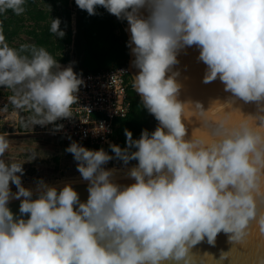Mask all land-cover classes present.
Segmentation results:
<instances>
[{"label":"clouds","instance_id":"clouds-1","mask_svg":"<svg viewBox=\"0 0 264 264\" xmlns=\"http://www.w3.org/2000/svg\"><path fill=\"white\" fill-rule=\"evenodd\" d=\"M75 3L90 16L102 6L127 21V46L139 69L133 87L159 124L151 133L143 130L138 140L125 129L127 147L110 145L125 165L138 161L128 169L135 180L129 186L116 184L115 169L103 167L113 159L103 148L90 150L75 141L66 148L88 182L86 202L70 183L58 190L42 180L38 198L31 199L33 190L21 180L23 164L0 159V264H188L190 249L205 237L214 244L223 231L231 234L230 241L243 243L257 217L264 233V211L258 216V198L264 199V118L258 127L245 119L217 131L214 141L186 140L182 117L189 116L185 102L177 99L179 73L167 75L178 63V51L195 45L207 66L205 84L219 78L234 98L259 106L264 102V0ZM24 4L0 0V12L21 15ZM141 9H147L146 19ZM60 25L59 18L52 19L50 31L57 38L65 35ZM83 83L71 64L61 68L44 48L33 46L31 59L21 56L0 29V86H22L10 99L34 109L40 117L35 125L70 118ZM8 147L0 135V157ZM12 199L21 201L19 211L30 214L27 220L14 218L7 206Z\"/></svg>","mask_w":264,"mask_h":264},{"label":"trees","instance_id":"trees-1","mask_svg":"<svg viewBox=\"0 0 264 264\" xmlns=\"http://www.w3.org/2000/svg\"><path fill=\"white\" fill-rule=\"evenodd\" d=\"M39 3L42 7L35 0H25V11L21 15H15L12 10L0 12V29L5 43L16 49L21 56L31 59L33 46L36 49L44 48L58 63L71 64L74 72L79 74L127 66L129 47L123 30L126 20L117 19L102 6H97V14L90 16L74 2L76 20L75 31H72L69 0H40ZM56 18L60 19V28L65 32L63 38H57L50 31L52 19ZM21 33L31 41L15 43ZM25 45L27 48L21 50ZM132 94L135 98L131 99L129 113L117 120L118 126L114 132L113 144L122 149L127 147L125 129L132 132L133 140H138L143 130L151 133L155 124H159L144 108L136 92ZM63 145L67 146V142ZM81 146L90 150L103 148L113 156L114 161L123 162L115 157L110 145ZM131 150L135 151L134 148Z\"/></svg>","mask_w":264,"mask_h":264},{"label":"water","instance_id":"water-1","mask_svg":"<svg viewBox=\"0 0 264 264\" xmlns=\"http://www.w3.org/2000/svg\"><path fill=\"white\" fill-rule=\"evenodd\" d=\"M140 15L146 19L149 13L147 9H141ZM123 30L129 42L131 33L127 21ZM199 51L195 45L179 50L178 63L172 66L171 71L167 73V75L173 72L179 73L176 80L181 84V89L177 99L185 102L186 115L189 116V118L182 117V122L187 129L185 139L214 141L217 131L223 132L225 129L238 127L245 119L248 123L260 126V119L264 118V111L260 108L264 107V102L258 106L256 102L245 103L234 98L230 92L225 91L224 84L219 78L205 84L203 77L207 66L198 59ZM134 59L135 56L129 48L127 69L133 83L134 77L139 72V69L133 66ZM136 94L141 99L140 95ZM188 101L192 103H187ZM197 102L200 103L199 107L195 104ZM114 182L125 187L135 183V180L120 179ZM71 185L78 192L80 202H86L89 195L88 182ZM62 187H57V189ZM38 196L39 193H35L31 199H37ZM20 203V200H14L10 201L7 206L15 219L27 220L30 214L20 213ZM76 207L78 205L74 206ZM260 211H264V199L258 198V216ZM257 219L258 217L250 221L249 228L246 229L248 234L243 243L230 241L231 234L223 231L217 235L214 244H209L205 237L203 241L190 249L188 264H264V233L261 232ZM162 264H175V262L165 261Z\"/></svg>","mask_w":264,"mask_h":264},{"label":"built area","instance_id":"built-area-1","mask_svg":"<svg viewBox=\"0 0 264 264\" xmlns=\"http://www.w3.org/2000/svg\"><path fill=\"white\" fill-rule=\"evenodd\" d=\"M74 2L75 0H69L72 31L75 30L76 17ZM58 70L59 67L53 69L54 72ZM77 74L84 83L77 93L78 101L71 106V117L58 119L43 126L33 123L34 120L40 119L34 109L29 106L17 107L11 102L10 98L16 95L22 86L16 88L0 86V117L5 126L16 129L19 122H23L25 130L55 136L64 142L75 141L88 146L112 145L115 142L114 132L118 126L116 122L129 113L130 93L135 90L127 66ZM115 163L117 162L112 159L103 167L111 168Z\"/></svg>","mask_w":264,"mask_h":264},{"label":"rangeland","instance_id":"rangeland-1","mask_svg":"<svg viewBox=\"0 0 264 264\" xmlns=\"http://www.w3.org/2000/svg\"><path fill=\"white\" fill-rule=\"evenodd\" d=\"M35 1L39 6L40 0ZM40 6L42 7V5ZM19 41L29 43L31 40L24 33H21L14 42L18 43ZM58 64L60 65V63ZM69 65L63 64L60 66L64 68ZM157 126L158 124H155L153 131ZM0 135H4L9 142L8 149L0 159H3L6 164H23L24 174L21 177L22 184L24 187L32 189L33 194L38 193L35 190L41 180L49 186L56 187H61L65 183L87 182L82 180L80 173L77 171V162L74 160L73 155L66 152V148L71 144L70 142H67L66 146L63 145V141H60L55 136L25 130L23 122H19L16 129L14 127L7 128L1 117ZM55 159L58 160L56 161ZM137 163L138 161L136 160L129 161L127 165L123 162L115 163L111 167L115 169L113 176L116 178L115 180L131 179L127 175L128 169L136 166ZM10 188L13 193L17 191L14 184H10Z\"/></svg>","mask_w":264,"mask_h":264},{"label":"flooded vegetation","instance_id":"flooded-vegetation-1","mask_svg":"<svg viewBox=\"0 0 264 264\" xmlns=\"http://www.w3.org/2000/svg\"><path fill=\"white\" fill-rule=\"evenodd\" d=\"M131 78V77H130ZM132 80V79H131ZM133 83V82H132ZM135 91V90H134ZM133 92V91H132ZM132 92L130 93V100L135 98L134 94H132Z\"/></svg>","mask_w":264,"mask_h":264},{"label":"bare ground","instance_id":"bare-ground-1","mask_svg":"<svg viewBox=\"0 0 264 264\" xmlns=\"http://www.w3.org/2000/svg\"><path fill=\"white\" fill-rule=\"evenodd\" d=\"M231 129H233V128H230V129H228V130H231ZM111 169H112V168H111ZM116 176H117V175H116ZM115 179H116V178L113 177V180H115ZM117 180H118V179H117ZM14 200H16V199H12V200H10V201H14ZM10 201H9V202H10Z\"/></svg>","mask_w":264,"mask_h":264},{"label":"crops","instance_id":"crops-1","mask_svg":"<svg viewBox=\"0 0 264 264\" xmlns=\"http://www.w3.org/2000/svg\"><path fill=\"white\" fill-rule=\"evenodd\" d=\"M59 65V64H58ZM61 66L63 65V64H60ZM68 65V64H67Z\"/></svg>","mask_w":264,"mask_h":264}]
</instances>
